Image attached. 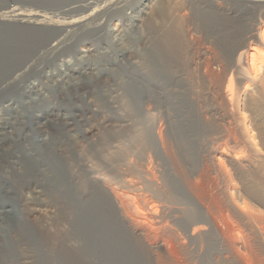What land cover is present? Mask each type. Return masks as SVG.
<instances>
[{
  "label": "bare ground",
  "instance_id": "1",
  "mask_svg": "<svg viewBox=\"0 0 264 264\" xmlns=\"http://www.w3.org/2000/svg\"><path fill=\"white\" fill-rule=\"evenodd\" d=\"M145 1L146 0H144L143 4H141L139 7H142ZM169 1H170L168 5L169 8L166 7V12H167V9H169L168 14L182 10L181 5L184 3L186 4V2L181 3L180 2L181 0L180 1L169 0ZM64 2L65 1H63V3ZM162 2H168V1H162ZM201 2L204 5H201L198 1L194 3L191 2L190 4L188 3V5H190L189 6L190 8H187L188 9L187 13L188 12H191V13L188 15L186 14V16H184L182 19L180 17L181 20L179 19L178 24H177L178 20H176L177 19L176 17H175L176 19H172L174 21L176 20V25H179V27L173 25L175 23L174 21H173L174 23L170 22V23H173L171 25L172 28L173 27L175 29L178 28V31L176 30V32H179L180 37L178 33L175 32V30L173 31L169 29L170 31L169 30L167 31L168 32L167 34H169V37L167 38L166 36L167 34L165 33V30H163V28L161 30L162 32L166 34L163 40H165V43L167 42V46L163 45L164 46L163 49L164 50L169 49L167 50L169 52H175L177 48L176 46L180 41L183 46H184V43L186 44L185 46H188L189 44L192 46L193 43L190 41L191 40L194 41V40L193 39L191 40L189 39L190 41H188V39L186 40L187 38L186 36L188 35L186 32V26H189V27L193 26L195 27L194 29L200 30L199 31L200 33L197 30L196 31L198 32V35L201 34V36H199L200 40H202L203 43L205 44L204 47L201 46L203 48V49L201 48L202 50H200L199 52L197 51L198 53H196V55H195L196 51L193 52L194 50H192L193 54L191 56V54H189L190 53L189 51L186 53L189 47L188 48L186 47L187 49L185 48L186 50L184 51V47L182 48L181 46V48L183 49L181 51L180 46H178L180 48L179 52H182V54H179V55L175 53L174 54H175V57H180L179 59L175 58L176 60H178L177 61L178 64H179V60L181 59L180 64L185 65L184 68H188L186 66L191 67L192 65L193 71L197 70L196 73L198 74L196 75L199 76L201 80L200 85L201 84L202 85L200 86L198 84V86L196 87L194 83L189 82L190 80H187L189 78L185 80L186 77H180L179 74H176L177 72L173 73L175 70L172 68L173 66L171 67V65L174 63L175 59L172 60L173 58L172 59L168 58L172 61V63H169L170 61L168 59H165L162 56H160L161 53L160 55H157L159 57L156 56L157 58H155L154 60L155 64L154 66H152L153 68L151 69V67H149L150 69V70L148 69V71H150L149 73L148 72L146 73L144 71L145 73L140 72V74L137 73L136 76H134L133 73H131L133 77L129 76V78L131 79L132 77L134 84L135 83L137 84V85L136 84L134 85L131 83V80H129L130 83L134 85V86H131V90L133 91L131 94L133 96L131 97L134 98L135 104L138 105L140 110H142L143 112H146L147 109L151 108L150 107L151 105L155 104V102H158L159 104L160 102H162V100L165 103L166 101L168 103L174 102L180 105V109L177 110V117L174 114L175 112L173 114L176 118L171 117L173 114L168 113L169 117L171 118L170 122H169L170 119L166 121L168 123L161 122V118H160V122L157 121V123H160V124L152 123L153 124L152 125L150 123L151 126L147 128L148 134L146 132L147 136L141 139V142L143 144H140L143 146V154H144L145 159L143 158L144 160L142 161V159L139 160V158L138 159L134 157L128 158L127 156L124 157L123 165L122 167H120L122 169L119 170L118 177L120 178L118 181L115 180L116 182H114V179L112 180L111 177L109 178V176L105 177V175H104L105 178H100L99 175L98 176L95 175V172H94L95 176L93 175L92 177H90L91 175L90 176L87 175L88 177H90V181L92 183V184L90 183L91 185L88 184L92 186L90 187L92 188V191L88 194L87 192L89 190L86 192L84 188V186L86 185L84 184L85 182H83L84 185L82 184V182L81 184H78L77 182L74 181L76 177L71 176L73 178L72 180L73 182L72 181L71 182L77 183V188H74L73 190H75V192H78L77 199H79L80 201L79 203L81 205L79 208L80 210L77 211V213L79 214L78 215L76 214L79 220L82 222V225L80 222L81 227L79 226L80 229H79L78 234L84 237L86 241V242H83L85 245L84 244L80 245V243L79 244L77 243L78 246L76 249H81L80 247H82V249L80 250L82 254L81 256L82 260L78 263L77 261H75L77 260L76 258L77 256H75L74 261H73V258H72V261H70L71 264H76V263L78 264H128L129 262L133 263L131 262L132 260L129 261V259H133V258L125 259L127 258L126 256H124L125 258H123V255L126 253V247L122 245V241L120 238L122 234L121 232L123 231H125V233L129 235L130 237H133L135 244L138 246L139 254L136 255V262L134 261V263L136 264H264V136H262V138L260 137V141L256 140V138H254V136L252 135L251 130H249L248 124L246 123V117L242 114V110L247 107L249 108V106L253 107L252 109L256 108L258 110L264 111V73L261 74V70L262 69L264 70V19L262 20L261 18L262 15L261 16L259 15L260 20L251 22L255 19L253 20L251 19V14H253L252 12L254 11L252 9V5H250L252 2L250 0H202ZM66 3L67 1L65 2V4ZM65 4L63 5L65 6ZM68 5H71V3ZM88 6L90 5L88 4ZM179 6L181 7V9H179ZM183 7H184L183 10H185V6ZM262 8H260L261 12H262ZM86 9L85 10L88 13V8ZM142 9L143 8H141L140 10L138 9L139 10L138 12L136 10H135L136 12H131L133 13L131 18L134 20H139L138 17L140 16L139 14ZM261 12L259 14H261ZM87 13H86V16L89 14ZM255 14L256 13H254V15L252 16L258 15V13L257 15ZM172 15L173 14H171L170 16ZM83 17L85 16H82V18ZM90 17H92L91 14H90ZM72 18L78 19L79 17H72ZM86 20L88 21V19ZM74 23L78 24L77 22H74ZM92 25L95 26V24H92ZM0 26H6L10 29H13L12 26H18V25L17 23L16 25H14L12 23L3 22V23H0ZM17 28H19V26ZM60 28H63V26ZM91 28L94 29V27H91ZM24 29L25 30H16V33H14L15 30L12 32L11 30L0 31L2 36L8 35L11 37L12 40H14V37H15V41L17 39L18 40L17 42L21 43L20 46H22L20 48L16 47L14 50H10L9 56L6 54L3 55V58L5 61L0 64V79L2 80H6V79L10 80L11 78H13L12 81H14V83L17 80L19 81V79L21 80L22 77L21 78L18 77L19 76L18 72H22V71H19L22 66L21 64H26L27 66L28 65L31 66L32 63H36V62L38 63L39 59L41 58V54H46L47 53L46 50L49 49V47L52 48V46H54L55 48H58L63 45H66L69 42L70 43L73 42L75 45L73 46L76 48V49L74 48L75 52L79 51V52L88 53V54L92 51H95L96 48L94 49V46L98 47L97 43L96 45H94L95 44L93 42L94 40L91 41L92 43L89 42L90 44L89 43L87 44L85 40L86 43L84 44L83 48L80 49V46H81L80 43L81 41H83L84 37H80L81 32H76L77 31L76 29H75L76 31L74 30L75 32H71L73 28L72 29L69 28L71 29L70 31L68 28H67L68 30H63V29H59L56 27L46 28V27H36V26L32 28L28 26V28H24ZM188 30H191V28L187 29V31ZM192 32H194V30H192ZM174 33L178 35L177 36L178 39L180 38L179 39L180 41L177 44H174L175 41L173 42L174 38L176 37V34L174 35ZM195 33L196 32H194L193 34L195 35ZM193 34L191 35L193 36ZM161 35H164V34H161ZM165 37L167 40L165 39ZM159 38H163V37L159 36ZM194 38H196V36ZM90 39H93V38H90ZM12 40L10 41L13 42ZM98 41L100 42L101 40H98ZM160 41H162V39ZM196 41L197 40H195L194 42ZM101 44H102V41H101ZM0 46L2 47L3 45L0 43ZM3 48L5 49V47ZM115 51L117 50H114V52ZM159 51H162V49H159ZM167 51H164V52L167 53ZM104 53H107L106 50ZM124 53L121 52L120 55H123L124 57ZM176 53H178V50ZM168 54L170 55L171 53H168ZM174 54L170 56L172 57L174 56ZM186 54H189L190 57H186ZM118 55L119 54H117L116 56ZM91 56H94V55L91 54ZM166 56L168 57V55ZM34 58H35V61H34ZM108 58H111V60L109 59L111 62L113 61L112 57H108ZM41 60H44V59H41ZM114 61L113 63L116 62L117 65L119 64V62L117 63V59L115 62ZM82 62H85V61H82ZM90 62L89 64L88 63L85 64L83 68L76 69V67H73V66L72 68L70 67L71 66L70 60L65 61L66 66L69 65V67L67 66V71L64 72L62 75H60L61 79L60 78L59 79L65 82V79H68L69 77H70L69 79L70 81H71V77L72 79H74L75 77L73 75L75 73H79L83 75L82 73L84 71L91 69ZM37 63L35 64L36 67L40 65L39 63H38L39 65ZM40 63L42 62L40 61ZM122 63L123 62H121L120 64ZM106 64L108 65V63ZM175 64L177 65V63ZM111 66L114 67V65H111ZM177 66H180V65H177ZM24 67L25 69L28 68V67L26 68V66ZM116 67H119V66H116ZM174 67L176 66L174 65ZM41 68L44 69V67H41ZM98 68H101V66H98L97 70ZM110 68L112 69V67ZM101 69L98 72H101ZM171 69H173L174 71L172 72ZM176 69L178 71V68ZM190 69H192V67ZM110 70H108L106 74L108 73L110 75L111 73ZM179 71L181 72V69H179ZM112 72L113 73L116 72L117 74V69L116 70L113 69ZM190 72L188 75H190ZM89 73L91 74V72ZM97 74L98 76L100 75L99 73H96V75ZM134 74L136 73L134 72ZM119 75H122L124 77L126 76L124 75L123 72H121V74ZM119 75L111 74L110 76L118 77ZM52 76L54 77V75ZM77 77L78 76H76V78ZM89 77H92V76H89ZM78 78L77 80H79ZM86 78L88 77L86 76ZM107 78L103 77V79H107ZM119 78L121 79V77H118V79ZM59 79L57 80V82L60 81ZM81 79L84 80L85 78L84 79L81 78ZM88 80H90V78ZM80 81L81 80H79V83H81ZM5 82H7V80ZM34 84L35 83L33 82L32 85ZM83 84L84 83H82L81 85ZM42 85L43 84L39 85V87ZM53 85L55 84L53 83ZM36 86L37 85L32 86V87L28 86L27 87L28 91L26 92L27 93L36 92V91L38 92L39 88L37 89ZM74 87L75 86H73V89ZM98 87H99V84H98ZM23 88H26V87H23ZM56 88H54L55 91L58 90ZM77 88L75 89L77 90ZM89 89H91V87ZM79 90H80V87H79ZM22 91L24 90L22 89ZM204 91H205V94L207 93L208 96L211 95L213 100L218 103L216 106L207 107L205 103H202L203 100L200 102L199 94ZM17 92L20 93V91H17ZM85 92L87 91H85L84 89V93ZM64 99H62V101ZM60 108L53 107V108H46L44 110L42 109L43 110L42 114L33 115V116H30L29 118H31L33 121L38 120V119L40 120L41 117L43 119V114L49 115L51 113L53 115L62 116L63 114L62 110L64 109V107H62V109ZM149 111L151 110H148V113ZM188 113L190 114V116L188 115ZM22 114L24 115V113ZM142 115L143 117H145V114L142 113ZM142 115L140 113L139 117L141 118ZM149 115L151 116V113ZM149 115L148 117H145V119L149 118L150 117ZM26 117H28V115ZM220 117H222L223 120L229 119L228 122L230 123L229 124L230 130L229 132L228 131L227 132L229 133V136L232 137L231 143L230 141L222 142L223 140L219 143H216L215 141L210 140L211 142L209 141L210 142L209 144L203 145L204 143H201L200 139L195 141V139L191 137L193 134L192 130L196 128V124H198L201 127V129L207 130L210 134H212L214 129H216L217 122L219 121L218 119ZM22 118L25 119L24 117ZM74 119H75V115H74ZM150 119L149 121L152 122V120ZM145 123L146 122H144V124ZM191 123H193L192 126H191ZM111 125H112V122H111ZM145 125L147 127L149 126L147 124ZM127 126L129 127L126 128L125 131L127 129H130L131 127L134 128L133 126L130 127V125H127ZM12 131L13 130H11V132ZM18 133L16 132L17 136H18ZM37 137L35 136V138ZM12 138L14 139V137ZM2 139L4 138H1V140ZM30 141H33V140H30ZM21 143L23 144V142ZM60 144L61 143H59V145ZM194 144L196 145L195 151L192 147V145ZM30 146L31 145L29 146L27 145L26 147H30ZM61 150H64V148L62 147ZM67 150L68 149H66V151ZM11 152L12 151L10 150V153ZM60 152H56V153L58 154ZM56 157L57 156H55V158ZM2 158H5V157H2ZM35 158H37L38 160V157H35ZM44 158L42 159V161H44ZM59 158H61L60 155H59ZM66 158L64 159L61 158L64 163L67 160H69V159L66 160ZM8 159L6 160L8 161ZM13 159H15V157ZM18 159L20 160V161L18 160L19 163H21L22 160L20 158ZM10 160L13 161L12 159ZM47 160H49V158L48 159L46 158V161ZM51 160H54V157L53 159L51 158ZM40 161H41V158H40ZM16 162L17 161H15L14 163ZM56 162H58L57 159H56ZM31 163L32 162H30V164ZM41 163H44V162H41ZM16 164H18V162ZM0 165L3 166L2 163H0ZM21 165L24 166L23 163ZM2 166H0V169ZM11 166H13V163L11 164ZM34 166L35 165L33 164L32 169L36 168ZM4 167L6 168L7 166L4 165ZM4 167L2 169H5ZM11 168L15 170L14 166ZM64 168H67V166ZM70 168L69 170H72V168L71 169ZM21 169L19 168V170ZM26 169H29V167H27ZM40 169L41 168L38 167L36 168V171ZM17 170H15L16 173H17ZM59 170L63 171L62 169H59ZM75 170L73 171L74 173L76 172ZM22 171L21 172L19 171L20 175ZM27 171H24L25 174H23V177L24 175L29 173ZM40 171L42 173L46 172V171L43 172V170H40ZM40 171H38L37 173H39ZM68 172L69 171H67L66 174H68ZM91 172L93 173V171ZM42 173L38 175H41ZM77 173L79 172L77 171ZM0 174L4 175L5 173L2 174L1 172ZM30 174L32 175L33 173L30 172ZM17 175L18 174H16L15 176ZM34 175H37V174H34ZM44 175H46V173ZM44 175H41L42 179H45L44 177L46 176ZM77 176H80V175H77ZM4 178L5 177L2 178L0 176V205L3 207L12 206L13 208L15 207L14 205L16 203L14 204V201L11 200L10 197H8L11 191H9V188L5 186L8 181ZM17 178H13V179L19 180ZM25 181L26 183H28L29 180L27 181L25 179ZM34 181L32 180V182ZM45 182H48V181L45 180ZM19 183H23L22 180ZM40 183L41 182H39V184ZM72 183H69L70 184L69 187H72L73 185L76 186V184H73L71 186ZM16 184H18V182ZM24 185L25 184H22L21 186L24 187ZM47 185H50V184L47 183ZM81 185L83 187V190H80ZM25 186L27 187V184ZM28 188L30 187L28 186ZM17 189L19 190L18 187ZM85 192L87 194H85ZM72 195L74 194L72 193ZM72 197H76V196L74 195ZM17 198L20 199V197H17ZM19 199L17 200L19 201ZM0 232L2 233L3 231L0 230ZM7 233L9 232H6L5 236H3V234L0 235V240L3 239L2 241H4L5 245L9 242ZM68 243L69 242H67V245ZM72 244H75V243H72ZM67 245L65 246L67 247ZM69 246H70V243H69ZM87 246H89L90 248L88 247L89 248L88 249ZM70 249L72 250V246L70 247ZM76 249L73 248L74 252L76 251ZM86 250L88 253H90V259L86 258V253H85ZM67 251L68 250H66L65 252ZM74 252L72 253L75 255L76 252L75 253ZM107 253H110V254H107ZM0 257L2 258V256ZM3 260H0V263Z\"/></svg>",
  "mask_w": 264,
  "mask_h": 264
},
{
  "label": "rangeland",
  "instance_id": "2",
  "mask_svg": "<svg viewBox=\"0 0 264 264\" xmlns=\"http://www.w3.org/2000/svg\"><path fill=\"white\" fill-rule=\"evenodd\" d=\"M63 1H65V2L67 1V3L68 4L71 3V5H68L67 3L65 4V2L63 3ZM88 1H90L91 3ZM162 1H168V2H162ZM175 1H177V0H175ZM178 1H180V0H178ZM188 1L189 2L191 1L192 3L198 1L201 5H204L201 2L202 0H195V1L194 0H181L180 1L181 3L186 2V4L184 3L181 5L182 10H180V11H182V12H180V11L172 12L171 14H173L172 16H174V17H172V16H170L171 15L170 13L168 14L169 9H167V12H166V7L169 8V6H168L169 2H170L169 0H146L144 5H142V7H139V6L141 4H143L144 0H83V1L82 0H0V23L8 22V23H12L14 25H16V23H17L19 28H17L18 27L17 26L14 29V27L12 26V28L15 30L14 33H16V30H25L24 28H28V26L31 28L35 27V26L36 27H46V28H48V27L49 28H53V27L55 28L56 27V28L63 29V30H68L69 28H71V29L73 28V30L71 32H75L77 30L76 32L82 33V31H83L82 34L80 33V37H84L83 41H81V43H80L81 46L79 45L80 49L83 48V46L86 42H87V44L89 42L92 43L91 41H93V40H94L93 42L95 43L94 45H96V43H97V46L99 47L98 48V47L94 46V49L95 48L96 49L98 48V49L97 50L95 49V51H92L88 54V53H82L79 51L75 52L76 48L74 47L75 45L73 42H71V43L69 42L66 45H63V46L58 47V48H55L54 46H52V48L49 47V49H47L49 52L46 50L47 53L44 52L46 54H41V58L39 59V62H38L40 65L36 62L39 65V66L37 65L38 67L35 66L36 63H32L31 66L30 65L27 66L26 64H21L22 66L20 65L21 68L19 71H22V72H18L19 73L18 77L19 78L22 77L21 80L19 79V81L17 80L14 83V81H12L13 78H11L10 80L6 79L7 82H5L6 80L0 79V124H1L0 125V130H1L0 132L2 133V134L0 133V152H1L0 155H2V156H0V160H1L0 163L3 164V166L0 165V166H2L0 169V173L1 172H2V174L5 173L4 175L0 174V176L2 178L5 177L4 179H6L8 181L7 184L5 185L9 188V191H11L9 193L8 197H10L11 200L14 201V204L16 203L14 206L18 208L17 209L15 207H13L14 208L13 209L12 206L3 207L0 205V228H1L0 230L3 231L2 233L1 232L0 233L3 234V236H5L6 232H9L7 234H8V240L10 242V243L8 242L5 245L4 241H2L3 239L0 240V243H1L0 244V256H2V258L4 259L3 260L0 257V260H3V261H1L0 264H71L70 261H72V258L74 261L75 256H77L76 257L77 260H75V261H77L78 263L82 260V257H81L82 254L80 252L82 247L79 246L81 249H76V248H77L79 243H80V245H82V244H84L83 242H86V241H85L84 237H82L80 234H78L79 229L82 225V222L79 220V218L77 216L79 214V213H77V211L80 210L79 208L81 205L79 203L80 202L79 199H77V196H78L77 193L78 192H75V190H73V189L77 188V183L81 184V182H82V184H83V182H85L84 184H86L88 187L85 185L84 188H85L86 192L89 190L87 192L89 194L92 191V188H90V187H92V186H90L92 184L90 181V177H92L94 175V172H95V175L96 176L99 175L100 178H105L106 176L107 177L109 176V178L111 177L112 180L114 179V182L118 181L120 178V177H118L119 170L122 169L120 167H122V165H123L124 157L127 156L128 158L129 157L130 158L134 157L136 159L139 158V160L142 159V161L145 159L144 154H143V146L140 144H143L141 142V139L146 137L148 134L147 128H149L152 123H157V121L160 122V118H161V122H166L169 119H170L169 120V122H170L171 118L169 117L168 113L173 114L175 112L174 114L177 117V110L180 109V105L177 103H174V102L168 103L166 101V103H165L163 100L159 104H158V102H155V104H153V102H152V104L155 105L156 107L151 105L150 106L151 108L147 109L146 112H143L142 110H140L138 105L135 104L134 98L131 97V96H133V95H131L133 92L131 90V86H134L136 84V83L134 84V81L132 80L133 76L131 73H133L134 76H136L137 73L140 74V72L141 73H145V72L149 73L150 72V71H148L149 67H151V69L153 68L152 66H154V64H155L154 60H155V58L159 57L157 55H160V53H161L160 56H162L163 58H165V59H168V58L172 59L173 58L172 60H174L175 58H177V59L180 58V57H175V54H178V55L182 54V52H179L181 46H182V48L184 47V51L189 47L188 50L186 51V53L189 51L190 52L189 54H191V56L193 54L192 50H194L193 52L196 51L195 52V55H196V53H198L200 50L203 49L202 47H204L205 44L203 43L202 40H200L199 36H201V34L198 35V32L200 30L194 29L195 27H193V26H190V27L186 26V32L188 34L186 36L187 37L186 40L187 39H188V41H190L191 39H193L194 41L197 40L196 42H194L192 40L190 41L193 43L192 46L190 44L188 46H185L186 45L185 43L183 46L181 41L179 40L180 38L178 39V37H177L179 35V32H176V30L178 31L177 27H179V25H176V20H178L177 21V24H178L180 17L182 19L184 16H186V14L188 15L191 13V12L187 13V10H188L187 8H190L189 7L190 5H188V3H189ZM250 1H252L250 5H252V9L254 11V12H252L253 14H251V19L252 20L255 19L251 22H255V21L260 20L261 15H262L261 18L263 20L264 19L263 18L264 17V14H263L264 13L263 12L264 11V0H262V1L261 0L260 1L259 0H250ZM253 1H254V3H253ZM87 3L91 6V8H90V6H88ZM59 4H61V5H59ZM63 4H65L66 8ZM61 6H63L64 8ZM72 6H74L75 8ZM183 6H185V10H183V8H184ZM181 7L179 6V9H181ZM86 8H88L89 14L86 12V10H87ZM141 8H143V9L141 10L140 14L138 13L140 15L138 17L139 20L132 19L131 16L133 15V13H131V12H136V11L138 12ZM260 8H262V12L260 11L261 10ZM258 10H259V12H258ZM92 11L94 14L92 13ZM161 11H162V13H161ZM163 12L164 13L166 12V13L164 14ZM260 12H261V14H259ZM86 13L88 14L87 15L88 17H90V14L92 15V17L88 18L86 16ZM254 13H256L255 15H257V13H258V15L252 16V15H254ZM82 16H85V17L82 18ZM72 17H79V18L73 19ZM86 19H88V21ZM172 19H176V20L174 21ZM94 20H95V22H94ZM97 21L100 23H98ZM74 22H77L78 24H76ZM170 22H173L174 24L170 23ZM81 23H83V24H81ZM92 24H95V26ZM172 24L177 26L176 27L177 29H175L174 27L172 28V26H171ZM62 26H63V28H60ZM91 27H94L95 30L92 29ZM162 28H163V30H165L166 34L168 33L167 31L169 29H171L173 31L175 30V32L178 33V35L176 33H174V35L176 34V37L173 40V42L175 41L174 44H177L180 41L177 44V46L175 45L177 47L176 50L174 49L175 52H169V51H167L169 49H167V50L163 49L165 45L167 46V42L165 43V40H163L164 36L166 34L164 32H162V30H161ZM190 28H191V30H188L189 31L188 32L187 29H190ZM71 29H69V31ZM108 29H110V30H108ZM12 30H11V32H12ZM192 30H194V32H196L195 35L193 34L194 32H192ZM2 31H4V30H2ZM18 32H20V31H18ZM86 33L87 34L89 33L90 35L91 34L92 35L90 36L89 34L87 35ZM189 33L193 34V36ZM93 34H94V36L95 35L96 36L94 37ZM161 34H164V35H161ZM89 36H90V38H93V39H90ZM159 36L163 37V38H159ZM166 36L168 38L169 34H167ZM195 36H196V38H194ZM197 36H198V38H197ZM179 37H180V35H179ZM0 39H1L0 43L3 45L1 47V50H0L1 51L0 55L2 56L0 59V64H1L5 61L3 58L4 54L9 56L10 50H14L16 47L20 48L22 46H20L21 43L17 42L18 41L17 39L15 41V37H14V40H12L11 37L8 35L2 36L1 32H0ZM159 39L160 40L162 39V41H164V42L160 41ZM165 39H166V37H165ZM10 40H12L13 42H11ZM85 40H86V42H85ZM88 40H90V41H88ZM95 40H96V42H95ZM98 40H101L102 44H101V41L99 42ZM158 40L160 41V43ZM176 40H177V42H176ZM178 46H180V48ZM3 47H5V49ZM191 47H193L194 49ZM182 48H181V51L183 50ZM159 49H162V51H159ZM105 50L107 53H104ZM114 50H117L118 53H117V51L114 52ZM163 50L167 51V53L164 52ZM177 50H178V53H176ZM121 52H123V53L125 52L124 57H123V55H120ZM101 53H103V54H101ZM168 53H171L170 55H172L174 53L175 54H174V56L171 57ZM91 54L94 56H91ZM106 54H107V56H106ZM114 54H116V55L119 54L120 57H119V55L116 56ZM189 54H186V57H190ZM103 55H105V56H103ZM166 55H168V57ZM178 55H176V56H178ZM108 57H112L113 61L114 60L116 61V59H117V63L119 62V64L117 65L115 61H114L115 63H113V61L111 62L110 61L111 58H108ZM41 59H44L46 61L41 60ZM79 59H81V60H79ZM170 59H168L170 61L169 63H172V61ZM69 60L71 61L70 67L72 68V66H73V67H76V69L83 68L85 66V64H87V63L89 64V62L91 61L90 62V68L91 69H88L84 72L82 70L83 75H81L79 73H75L73 75L75 77L74 78L75 80L72 79V77H71V81H70L69 80L70 77H69L68 79H65V82L63 80L61 81L60 75H62L64 72L67 71V66L69 67V65L66 66L65 61H69ZM78 60L80 61V63ZM180 60H179V64L177 62L178 60H176V59L174 60L173 64L176 67H174L173 64L172 65L170 64L171 67L173 66L172 68L175 70L174 71L173 69H171L172 72L173 71H174L173 73L177 72L176 74H179L180 77H186L185 80L187 78H189L187 80H190L189 82L194 83V85L196 87L198 86V84L200 85L201 80H200L199 76L196 75V74H198V73H196L197 70L193 71L192 65H191L192 69H190L191 68L190 66H186L188 68H184L185 65H183V64L181 65ZM34 61H35V58H34ZM40 61L42 63H40ZM82 61H85V62H82ZM43 62H45V63H43ZM121 62H123V63L120 64ZM100 63H102V64H100ZM106 63H108V65ZM175 63H177V65H180V66H177ZM103 64H104V66H103ZM75 65H77V66H75ZM97 65L101 66V68L102 67H104V68H102V69L98 68V70H97V67H98ZM111 65H114V67ZM24 66H26V68L27 67L28 68L25 69ZM116 66H119V67L121 66V67L119 69V67H116ZM41 67H44V69ZM110 67H112V69ZM179 67H181V68H179ZM176 68H178V71H179V69H181V72L179 71V73H178ZM100 69H101L102 73L105 71L103 73L104 75L101 72H98V71H100ZM113 69L114 70L117 69L118 75L121 74V72H123L124 75H126V76L124 77L122 75H119L118 77H121V79L120 78L118 79L117 76L116 77L110 76L111 74L117 75L116 72L115 73H113L114 71L112 72ZM108 70L111 71V73L109 71L110 75L108 73L106 74V72H108ZM118 70H120L121 72ZM183 71H185V72H183ZM89 72H91V74ZM134 72L136 74H134ZM189 72H190V75H188ZM87 73H88V75H87ZM96 73H99V74L101 73L100 74L101 76L100 75L98 76V74L96 75ZM262 73H264L263 69L261 70V74ZM52 75H54V77ZM181 75H183V76H181ZM76 76L79 77V78L78 77L77 78L79 80H81L80 81L81 83H79V80H77ZM86 76L88 78H86ZM89 76H92V77H89ZM105 76H107L108 78ZM129 76H132L131 79L129 78ZM95 77H96V79H95ZM103 77L107 78V79H103ZM81 78H83V79L85 78V79L82 80ZM89 78H90V80H88ZM58 79L60 81L57 82ZM94 79H95V81H94ZM55 80H56V82H55ZM100 80H102V81H100ZM129 80H131V83L134 85H132ZM88 81H89V83H88ZM33 82L35 83L34 85H32ZM76 82H78V83H76ZM96 82H98V83H96ZM127 82H129V83H127ZM9 83H11V84H9ZM53 83L55 85H53ZM82 83H84L83 84L84 86L81 85ZM41 84H43V85L40 86L41 87V89H40L39 85H41ZM98 84H99V87H98ZM35 85H37L36 86L37 89L39 88L38 92H40V93H38L37 91L36 92H28V93L26 92V91H28V88H27L28 86L32 87ZM71 85H72V87H71ZM20 86H21V88H20ZM73 86H75L74 89L78 87L77 90L76 89L74 90ZM87 86H89V87H87ZM23 87H26V88H23ZM50 87H51V89H50ZM79 87H80V90H79ZM90 87H91V89H89ZM54 88H56L58 90L55 91ZM128 88H130V89H128ZM22 89L24 91H22ZM82 89H83V91H82ZM84 89L87 92L84 93ZM199 90H200V88H199ZM17 91H20V93ZM31 94H32V96H31ZM59 97H61V98L63 97L62 99H64V98L65 99L62 101V99ZM199 100H200V102L203 100L202 103H205V105L207 107L216 106L218 104L216 101L213 100L211 95L208 96L207 93L205 94V91L201 92L199 94ZM50 101H52V102H50ZM55 102H57V103H55ZM53 103H55V104H53ZM3 104L5 105V107ZM56 104L59 106H57ZM132 105H134V106H132ZM44 107H46V108H53V107L60 108L61 107L60 109H62V107H64V109L62 110L63 114L61 113L62 116L61 115H53L52 113L49 115L43 114V119L41 117L42 120L38 119L39 121L38 120L33 121L31 118H29L30 116H33V115L42 114L43 113L42 111L44 109H46ZM174 107H176V108H174ZM252 108L253 107L249 106V108L247 107V108L243 109L242 114L246 117V123L248 124L249 130H251L252 135L254 136V138H256V140L260 141V137L262 138V136H264V111L258 110L256 108H254V109H252ZM11 109H13V110H11ZM148 110H151V111H149V113H148ZM5 111H7V112H5ZM22 113H24V115ZM140 113H141V115H142V113L145 114V117H148V115L151 113V116L149 115L151 117V119H150V117L145 119V117H143V115H142V117L145 120L142 117L140 118L139 117ZM19 114H21V115H19ZM174 114L171 117H175ZM27 115H28V117H26ZM74 115H75V119H74ZM188 115L190 116L189 113H188ZM22 117H24L25 119H23ZM46 118H47V120H46ZM220 118L218 119L220 122L219 121L217 122L216 129H214L212 134H210L207 130L201 129V127L198 124H196V128H194L192 130L193 134L191 137L194 138L195 141L200 139L201 143H204L203 145L209 144L211 141H215L216 143H219L222 140H223L222 142H224V141L229 142L230 141V143H231L232 137L229 136V133H228L230 130V125H229L230 123L228 122L229 119L223 120L222 117H220ZM64 119L66 122L64 121ZM149 119L152 120V122L149 121ZM8 120H10V121H8ZM16 120L18 123L16 122ZM111 122H112V125H111ZM134 122H135V124H134ZM139 122H140V124H139ZM144 122H146L145 124H147V125H149L150 123L151 124L147 127L144 124ZM66 123H67V125H66ZM166 123H168V122H166ZM5 124H7L8 126ZM126 124L130 125V127L133 126L134 128L131 127L130 129H127L125 131V129L129 127ZM157 124H160V123H157ZM192 125H193V123H191V126ZM11 126H13V127H11ZM70 126H71V128H70ZM143 127L147 130H145ZM46 129H47V131H46ZM11 130H13V131L11 132ZM31 130H32V132H31ZM130 130H131V132H130ZM16 132L17 133L19 132L18 136H17ZM146 132H147V134H146ZM5 133H6V135H5ZM26 133H28V134H26ZM41 133H42V135H41ZM20 135H22V136H20ZM24 135H26V136H24ZM10 136L14 137V139ZM35 136L36 137L38 136V137L35 138ZM16 137H17V139L18 138L19 139L17 140ZM1 138H4V139L1 140ZM28 138H30V139H28ZM30 140H33V141H30ZM20 141L23 142V144ZM26 141H28V142H26ZM13 143H14V145H13ZM19 143H21V144H19ZM24 143H25V145H24ZM59 143H61V144L59 145ZM56 144H57V146H56ZM7 145H9V146H7ZM27 145L28 146L31 145V146L26 147ZM55 146H56V148H55ZM62 147L64 148V150H61ZM192 147L195 151L196 145L194 144V145H192ZM10 148H12V149H10ZM53 148H55V149H53ZM69 148H70V150H69ZM9 149L12 151L11 153H10ZM14 149H16V150H14ZM66 149H68V150L66 151ZM53 151H55V152H53ZM56 152H60V153L57 154ZM122 153H123V155H122ZM53 154H55V155H53ZM64 154H66V155H64ZM28 155H30V156H28ZM46 155H48V156H46ZM59 155L62 159L68 157V158H66V160L69 159L70 161L64 160V161H66L64 163L63 160L61 158H59ZM39 156H41V157H39ZM55 156H57L58 158L57 157L55 158ZM2 157H5V158H2ZM14 157H15V159H13ZM35 157H38L39 161ZM44 157H46L47 159L49 158V160L46 161V158H44ZM53 157H54V160H51V158L53 159ZM18 158H20L22 161L23 160H25V161H23V162L21 161V163H19L20 160ZM40 158H41V161H40ZM43 158H44V161H42ZM6 159H8V161ZM10 159H12L13 161H11ZM56 159L59 163L56 162ZM60 159H61V161H60ZM26 160L28 162L29 161L32 162L35 165L34 167H36V168L39 167V168H41L40 170H43V172L44 171H46V172L42 173L40 170L36 171V168H34V167H33L34 169H32L33 164L32 163L30 164V162L28 163ZM15 161H17L18 164H16L17 162L14 163ZM39 162H40V164H39ZM41 162H44V163H41ZM55 162H56V164H55ZM67 162H69L70 164ZM10 163L11 164L13 163L15 170H17V169L19 170V168L20 169L22 168L21 170H19L21 172L24 169L22 171L21 175L19 174L20 172L18 170L16 173V171L11 168L13 166H11ZM22 163L24 164V166L21 165ZM84 163H85V165H84ZM15 164L17 165V167ZM26 164H28V165H26ZM62 164H64V165H62ZM4 165H6L7 167L5 168ZM66 166L68 169L64 168ZM71 166H73V167H71ZM3 167L5 169H2ZM27 167H29V169H26ZM70 167L72 168V170H69ZM30 169H32V170H30ZM59 169H62L63 171H60ZM27 170H29V171H27ZM74 170L76 171L75 172L76 174L73 172ZM24 171H27L29 173L24 175V177H23V174H25ZM38 171H40V172L37 173ZM67 171H69L68 174H66ZM77 171L79 173H77ZM91 171H93V173ZM30 172L33 174L31 175ZM40 173H42L41 175H44L46 173V175H44L46 177L43 176L45 179H42V176L38 175ZM71 173H73V174H71ZM16 174H18V175L15 176ZM34 174H37L39 177L37 175H34ZM28 175H30V176H28ZM77 175H80L81 178H80V176H77ZM87 175L88 176L91 175V176L88 177ZM104 175H105V177H104ZM35 176H36V178H35ZM69 176L70 177L71 176L76 177L74 179V181L77 183H72L73 178L71 177L72 178L71 179ZM13 178H17L20 181L22 180L23 183H19L20 182L19 180H16ZM25 179L27 181L29 180L28 183H26ZM35 179H37V180H35ZM81 179H83L84 181ZM86 179H88V180H86ZM32 180L33 181L35 180V181L32 182ZM45 180L48 182H45ZM67 180H69V181H67ZM15 182L16 183L18 182V184H16ZM31 182L34 184H32ZM39 182H41V183L39 184ZM12 183H14L15 186ZM47 183H49L51 186L47 185ZM69 183H72L71 186L73 184H76V186L73 185L75 187H73V186L69 187L70 186ZM22 184H25V185L27 184V187L25 185H24V187L21 186ZM88 184H90V185H88ZM10 185H11V187H10ZM28 186L30 188H28ZM17 187L19 188V190L17 189ZM13 188H14V190H13ZM70 188H71V190H70ZM80 190H83L82 185H81ZM18 191H20V192H18ZM36 191H38V192H36ZM86 192H85V194H87ZM14 193H16V194H14ZM72 193L76 197H72V196H74V195H72ZM16 196L20 197V199L17 198ZM17 199H19V201ZM80 222H81V225H80ZM5 230H6V232H5ZM17 233H18V235H17ZM121 233L122 234H121L120 238L122 241V245L124 247H126V253L123 255V258H125L124 256L127 257L125 259L133 258V259H129V261L132 260L131 262H133V263H130L128 261L129 262L128 264H136V263H134V261L136 262V255L139 254L138 253V250H139L138 246L135 244L133 237H130L129 235H127L125 233V231H123ZM22 236H23V238H22ZM12 239H14V240H12ZM16 239H18V240H16ZM67 242L70 243V246H69V243L67 245ZM62 243H63V245H62ZM72 243H75V244H72ZM65 245H67V247ZM5 246H6V248H5ZM71 246H72V250L70 249ZM88 247L89 246H87V248ZM59 248H60V250H59ZM73 248L76 249L75 252L77 254L74 252ZM66 250H68V251L65 252ZM71 251L74 252L75 255ZM85 253H86V258L90 259V253H88L87 250ZM107 254H110V253H107ZM129 254H131V255H129ZM66 256H67V258H66ZM123 261H124V259H123ZM78 263H76V264H78Z\"/></svg>",
  "mask_w": 264,
  "mask_h": 264
},
{
  "label": "water",
  "instance_id": "3",
  "mask_svg": "<svg viewBox=\"0 0 264 264\" xmlns=\"http://www.w3.org/2000/svg\"><path fill=\"white\" fill-rule=\"evenodd\" d=\"M14 28H16L17 26H13ZM2 30H6V31H8V30H12V29H10V28H8V27H6V26H0V31H2ZM12 31H14V30H12ZM0 50H1V46H0ZM1 52V51H0ZM1 54V53H0ZM1 55H0V59H1Z\"/></svg>",
  "mask_w": 264,
  "mask_h": 264
}]
</instances>
